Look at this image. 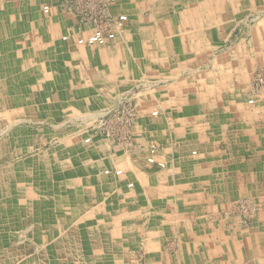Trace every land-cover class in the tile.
<instances>
[{"label": "crops", "instance_id": "0c3cea01", "mask_svg": "<svg viewBox=\"0 0 264 264\" xmlns=\"http://www.w3.org/2000/svg\"><path fill=\"white\" fill-rule=\"evenodd\" d=\"M112 11L103 47L67 12L0 16V264H264V0ZM126 97L128 137L92 130Z\"/></svg>", "mask_w": 264, "mask_h": 264}, {"label": "built area", "instance_id": "2783aa9c", "mask_svg": "<svg viewBox=\"0 0 264 264\" xmlns=\"http://www.w3.org/2000/svg\"><path fill=\"white\" fill-rule=\"evenodd\" d=\"M117 0H72L67 6V12L76 18L78 23L89 28L86 36H79L75 42L79 46L103 47L114 42L118 36L126 30L128 17L124 14H114L112 7ZM48 6L43 7V13L48 14ZM63 40L68 38L65 36ZM256 87L264 85V74L259 75L255 81ZM252 103V101H249ZM137 110L129 98H122L118 108L106 113V116L99 119L92 129L101 137L111 138L116 142L128 137L136 118ZM158 111L151 112V116H157ZM90 142V138L84 140ZM157 148L150 146L148 164H156L159 168H164L163 163L155 162ZM105 174H108L106 171ZM121 170L115 171V175L120 176ZM131 186V185H129Z\"/></svg>", "mask_w": 264, "mask_h": 264}, {"label": "rangeland", "instance_id": "374dc122", "mask_svg": "<svg viewBox=\"0 0 264 264\" xmlns=\"http://www.w3.org/2000/svg\"><path fill=\"white\" fill-rule=\"evenodd\" d=\"M66 5H67V1L62 2V3L57 2L56 4L53 5V4H50L48 0H0V16H3L4 13L5 14L12 13L13 16L15 15L20 16L19 13L21 12L25 16H40L41 19L45 20L51 15L52 11H55L61 14H63V12H67ZM44 6L49 7L50 11L48 14L43 13ZM7 9H11V10H7ZM63 37H61V41L67 42L68 40L64 41ZM66 37L68 38V36ZM249 214L250 213L246 215L250 216Z\"/></svg>", "mask_w": 264, "mask_h": 264}]
</instances>
